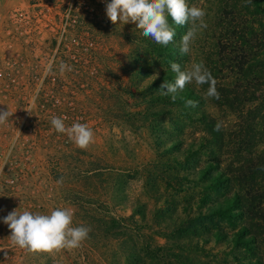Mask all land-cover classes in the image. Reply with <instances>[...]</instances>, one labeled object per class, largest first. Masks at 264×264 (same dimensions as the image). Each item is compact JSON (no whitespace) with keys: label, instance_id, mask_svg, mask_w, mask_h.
I'll return each mask as SVG.
<instances>
[{"label":"rangeland","instance_id":"rangeland-1","mask_svg":"<svg viewBox=\"0 0 264 264\" xmlns=\"http://www.w3.org/2000/svg\"><path fill=\"white\" fill-rule=\"evenodd\" d=\"M255 1L187 0L189 7L204 10L207 26L189 22L177 34L174 42L180 45L189 27L196 30L190 51L174 58L181 69L194 63L211 68L218 53L241 45L236 36L245 35L248 25L260 30L252 15ZM110 2L0 0V111L12 114L0 125V264H180L175 253L193 264H231L228 246L200 240L198 248H189L183 243L198 237L185 230L175 233V223L189 218L184 207L195 209L207 191L192 180H182L179 190L176 182L156 173L175 174L177 166L168 162L174 155H180L183 165L200 169L207 156L198 153L187 160L185 150L209 134L175 108L155 119L143 116L160 104L144 102L131 69L146 64L155 75L167 62L135 43L143 35L134 23H111L106 15ZM61 62L72 70L61 74ZM216 77L229 85L236 76L223 71ZM188 85L203 98L196 108L232 134L236 115L208 97L204 84ZM52 117L62 118L66 127L87 124L92 142L80 149L54 129ZM227 138L220 152L222 168L237 164ZM174 141H180V151H168ZM56 208L70 209L73 226L90 229L79 247L32 253L11 244L3 223L10 212L49 214ZM192 229L206 237L217 229L230 234L236 228L214 217Z\"/></svg>","mask_w":264,"mask_h":264},{"label":"trees","instance_id":"trees-1","mask_svg":"<svg viewBox=\"0 0 264 264\" xmlns=\"http://www.w3.org/2000/svg\"><path fill=\"white\" fill-rule=\"evenodd\" d=\"M252 15L257 17L255 24L260 25V30L248 25L245 35L238 33L236 36L241 45H231L229 53H218L217 59L210 63L211 68H207L216 80V90L219 94V99H213L237 117L232 134L221 128L219 131L215 130L217 121L214 118L196 107L186 106L189 100L197 105L203 103L200 93L190 85L186 84L182 91L176 93L174 102L171 95L160 94L159 88L164 81L174 83L176 79L170 64L173 62L180 65V62L174 58L186 56L179 52L180 45L176 44L174 39L178 33L185 32L187 23L175 25L169 17L170 26L176 35L167 46L156 43L152 38H136V44L163 58L167 63L159 67L155 75L152 73L154 69L146 64L136 65L131 69L136 75L133 80L137 79L139 93L144 92V102L160 104L145 110L143 116L147 120L164 116L167 111H171L170 108H175L182 117L198 122L207 130L209 139L203 138L198 143H191L184 155L188 160L194 154H204L208 158L204 166L197 169L189 164L183 165L180 155H174L168 157V162L177 166L175 174H167V171L156 174L163 179L167 176L166 180L170 183L176 182L179 190L183 186L182 180H192L207 191L201 195L195 209L190 205L184 207V212L189 218L186 222L185 219L178 220L173 228L178 236L185 230L198 237L192 244L183 243L185 247L196 249L200 240L203 243L214 240L228 246L234 259L231 264H264V0L255 1ZM235 34L233 30L231 35ZM223 71L236 76L232 84H219L216 75L222 74ZM152 76L157 78L153 81ZM146 80L148 81L144 83ZM203 86L209 88L208 83ZM151 89L154 93H146L147 90L152 91ZM228 136L233 143L230 151L237 159V164H226L222 168L220 152L226 148ZM179 147L180 141H174L168 151H180ZM214 217L226 221L232 228H236L235 231L228 234L222 229H217L206 237H200L193 231L194 223L199 224L204 219L212 221ZM167 219L176 221V217L168 216ZM175 254V259L180 264H193L188 258Z\"/></svg>","mask_w":264,"mask_h":264},{"label":"clouds","instance_id":"clouds-1","mask_svg":"<svg viewBox=\"0 0 264 264\" xmlns=\"http://www.w3.org/2000/svg\"><path fill=\"white\" fill-rule=\"evenodd\" d=\"M252 0H247L251 3ZM106 15L112 24L119 21L127 24L134 23L137 29L142 30V35L151 37L156 43L167 46L176 35L170 26L169 17L175 25H184L197 21L201 28L207 25L203 22L204 10L196 6L189 7L187 0H111L106 5ZM195 27H189L186 34L181 37L179 52L187 54L190 43L195 36ZM171 70L176 74L174 83L164 81L160 85V94L171 95L173 102L176 93L182 91L186 84L195 81L198 85L209 84L206 95L219 99L216 90V80L201 63H194L190 69L182 70L178 63L170 64ZM71 71V66L61 62L59 71ZM52 71V63L48 65ZM153 81L157 76H152ZM166 90V91H165ZM188 107H196V103L189 100ZM9 111H0V125L7 123ZM51 125L58 133H65L70 140L80 149H86L93 139V131L87 124L73 123L67 126L60 117H52ZM221 124L218 122L215 130L219 131ZM11 152H9V155ZM62 183V179L58 181ZM10 230L8 237L11 244L28 252H53L62 249H75L85 240L90 231L83 224L73 226V213L70 209L56 208L49 214H34L30 211L18 212L14 209L3 219Z\"/></svg>","mask_w":264,"mask_h":264}]
</instances>
